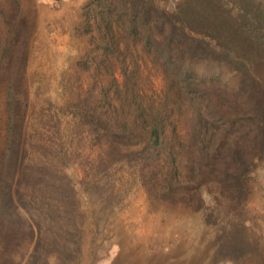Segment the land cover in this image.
I'll list each match as a JSON object with an SVG mask.
<instances>
[{"label": "rangeland", "instance_id": "rangeland-1", "mask_svg": "<svg viewBox=\"0 0 264 264\" xmlns=\"http://www.w3.org/2000/svg\"><path fill=\"white\" fill-rule=\"evenodd\" d=\"M90 1L0 0V41L19 45L27 23L30 30L16 93L24 118L13 141L18 161L6 181L1 154L8 106L6 86H0V189L10 198V220L3 224L0 216V230H9V238H0V264H264V157L239 192L200 182L206 168L195 162L201 158L186 118L169 133L175 166L165 154L156 159L152 150H141L135 142L142 131L108 139L110 120L137 115L122 112L118 91L136 83L151 97L155 77L145 72L148 84L137 80V54L124 45L97 68L102 38L87 18ZM155 1L175 12L186 0ZM220 1L237 14L234 1ZM250 1L263 13L264 0ZM255 35L235 51L238 58L250 52L264 79V24ZM88 57L93 61L83 66ZM177 169L179 177L171 178Z\"/></svg>", "mask_w": 264, "mask_h": 264}, {"label": "trees", "instance_id": "trees-1", "mask_svg": "<svg viewBox=\"0 0 264 264\" xmlns=\"http://www.w3.org/2000/svg\"><path fill=\"white\" fill-rule=\"evenodd\" d=\"M232 1L238 5L236 15L233 7L220 0H186L175 12L155 0H92L87 18L97 23L102 38L97 53L101 59L94 58L97 68L107 63L110 54H119L124 45L137 54V80L148 84L145 72H153L155 77L151 97L145 95V86L141 93L136 83L127 84L126 91L117 90L122 112L133 109L137 115L133 120H110V128H106L110 142L127 138L134 130L142 131L143 138L135 142L144 145L141 150H152L156 159L165 154L174 165L169 133L175 134L178 122L186 118L190 120L191 143L201 158L195 162L201 161L206 168L200 182L206 179L240 192L256 159L264 157V79L255 73L253 55L245 52L238 58L235 48L240 41L258 39L255 34L264 24V11L250 0ZM86 26L92 29L91 21ZM28 30L27 23L25 39L19 45L12 39L0 41V86H6L8 106L7 148L1 154L6 160L1 176L5 181L14 175L18 161L13 141L22 131L24 118L19 117L16 93L28 60ZM91 61L88 57L82 65ZM134 97L142 104L130 101ZM114 126L117 132L112 130ZM170 177H179L178 169ZM9 202L0 189L3 224L10 220ZM8 234V228L0 230V238L7 239Z\"/></svg>", "mask_w": 264, "mask_h": 264}]
</instances>
